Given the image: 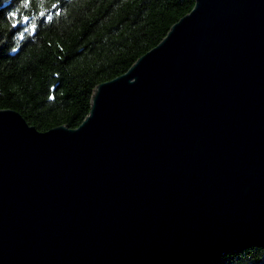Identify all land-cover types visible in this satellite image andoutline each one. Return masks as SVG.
Returning a JSON list of instances; mask_svg holds the SVG:
<instances>
[{"label":"water","instance_id":"95a60500","mask_svg":"<svg viewBox=\"0 0 264 264\" xmlns=\"http://www.w3.org/2000/svg\"><path fill=\"white\" fill-rule=\"evenodd\" d=\"M80 126L0 110V264H208L264 249V0H195Z\"/></svg>","mask_w":264,"mask_h":264},{"label":"trees","instance_id":"16d2710c","mask_svg":"<svg viewBox=\"0 0 264 264\" xmlns=\"http://www.w3.org/2000/svg\"><path fill=\"white\" fill-rule=\"evenodd\" d=\"M195 0H0V110L77 128L96 87L158 46ZM209 264H264V249Z\"/></svg>","mask_w":264,"mask_h":264},{"label":"rangeland","instance_id":"374dc122","mask_svg":"<svg viewBox=\"0 0 264 264\" xmlns=\"http://www.w3.org/2000/svg\"><path fill=\"white\" fill-rule=\"evenodd\" d=\"M257 248H258V247H257ZM250 249H251V248H250ZM261 249H262V248H261ZM235 253H236V252H235ZM211 262H213V261H211ZM211 262H209V263H211ZM209 263H208V264H209Z\"/></svg>","mask_w":264,"mask_h":264}]
</instances>
